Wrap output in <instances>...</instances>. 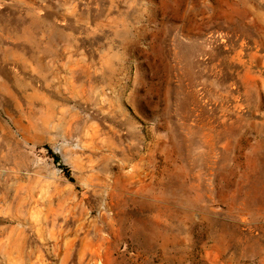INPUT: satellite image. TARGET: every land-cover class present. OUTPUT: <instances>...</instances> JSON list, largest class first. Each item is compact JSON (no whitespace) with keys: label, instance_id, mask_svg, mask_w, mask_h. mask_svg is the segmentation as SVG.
<instances>
[{"label":"rangeland","instance_id":"rangeland-1","mask_svg":"<svg viewBox=\"0 0 264 264\" xmlns=\"http://www.w3.org/2000/svg\"><path fill=\"white\" fill-rule=\"evenodd\" d=\"M0 264H264V0H0Z\"/></svg>","mask_w":264,"mask_h":264},{"label":"trees","instance_id":"trees-1","mask_svg":"<svg viewBox=\"0 0 264 264\" xmlns=\"http://www.w3.org/2000/svg\"><path fill=\"white\" fill-rule=\"evenodd\" d=\"M52 156H53V158H54L55 162H59V161H60V158H59V156H57V155H52Z\"/></svg>","mask_w":264,"mask_h":264}]
</instances>
